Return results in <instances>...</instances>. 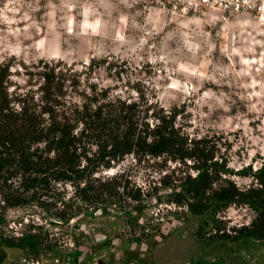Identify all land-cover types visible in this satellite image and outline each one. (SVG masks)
I'll return each instance as SVG.
<instances>
[{
	"label": "clouds",
	"instance_id": "1",
	"mask_svg": "<svg viewBox=\"0 0 264 264\" xmlns=\"http://www.w3.org/2000/svg\"><path fill=\"white\" fill-rule=\"evenodd\" d=\"M5 65L9 74L4 83L9 98L13 94L25 97L31 92L43 106L41 97L45 93L38 90L46 79L33 75L29 85L26 71L41 74L54 69L57 78L60 73L66 74V94L56 98L69 106V115L71 105L83 112L85 104L94 111L119 101L125 106L135 104L142 121L138 127L146 123L151 130L162 123L153 113L169 120L175 115L171 130H177L181 138L187 137L189 149L193 140L207 138L219 149L214 161L223 163L221 155L227 154L228 169L241 172L249 165L252 173L264 169V0H0V68ZM73 77L79 81L75 91ZM105 91L107 96L102 98ZM93 96L97 98L94 103L89 99ZM11 107L20 112L24 105L12 103ZM56 111L66 109L56 107ZM43 118L51 124L48 113ZM84 128V122H79L72 135L78 137ZM152 141L153 137L147 136L146 142ZM46 143H38L32 150L43 149ZM86 146L91 149L89 157L98 150L96 144ZM49 155L54 158L56 153ZM146 159L151 161V156ZM111 163L114 166L107 169L101 164L92 179L106 182L123 173L129 164L134 166L136 159L130 153L122 164ZM168 163L169 169L162 175L181 167L179 159ZM186 163L192 165L195 161L186 159ZM86 167L87 161L81 157L79 168ZM138 173L129 180L143 194L150 190L149 183L142 168ZM190 175L195 179L200 172L191 171ZM253 176L243 180L237 175L225 178L235 181L239 188L241 184H251ZM152 179L158 184L160 176L153 173ZM87 183V179L82 180L80 188L87 187ZM255 186L264 187L259 180ZM57 189H66L65 201L77 191L70 182L63 188L57 184ZM117 191L123 193L124 188ZM127 200L134 203L131 197ZM151 203L156 204L155 197ZM32 207L41 212L35 205ZM165 208L177 210L175 204L160 205L147 215L155 216ZM30 211H8L7 218L13 221L8 227L15 230L14 236L21 237V229L30 221L59 234V228H50L47 221ZM183 211L187 212V206ZM248 212L247 204L237 208L233 203L223 214L216 213V219L225 221L229 234L236 235L231 232L233 228L251 226L253 217ZM19 217H23L21 224L15 222ZM82 217L83 214L70 223ZM138 223L144 224L145 219L141 217ZM79 230L88 233L84 225ZM215 231L213 228V234ZM105 239L95 237L97 243ZM66 247H74V242L69 239ZM136 247L133 243L131 250ZM140 247L146 250L148 245L142 242ZM21 264L30 262L22 260Z\"/></svg>",
	"mask_w": 264,
	"mask_h": 264
},
{
	"label": "trees",
	"instance_id": "2",
	"mask_svg": "<svg viewBox=\"0 0 264 264\" xmlns=\"http://www.w3.org/2000/svg\"><path fill=\"white\" fill-rule=\"evenodd\" d=\"M8 74L7 65L0 68V264L6 260L7 250L17 249L35 254L44 247L40 233L25 232L21 237H16L5 232L7 209L34 201L45 212L54 211L52 216L55 218L66 219L71 215L70 200L61 201L62 209H56L57 199L49 201L48 192L55 189L57 184L69 182L81 193L83 204L87 207L93 205L94 209L101 208L104 212L111 206H119L123 212H128L130 207L131 211H139L143 202L153 197L156 202L161 203L163 199L166 204H175L180 210L173 213L174 218L195 220L193 235L204 244L264 243V187L255 186L257 180L264 185V169L258 173L251 171L250 175H254L252 183L238 188L231 179L225 178L231 174L226 167V157L221 155L223 163L214 161L219 151L209 144L210 140H193V146L189 149L187 137L181 138L177 130H171L175 115L169 120L160 113H153L162 121L155 130H151L146 123L139 128L138 124L142 121L136 105L125 106L119 101V106L109 102L94 111L89 104H85L83 112L71 105L72 115H69V106L56 98L61 97L62 85L56 81L54 69L39 74L46 79V84L38 90L45 93L41 97L43 106L34 100L31 92L25 97L13 94L9 98L4 83ZM8 83L10 85L11 82ZM92 87L95 90V85ZM101 95L106 98L107 91ZM89 99L94 103L97 98L93 96ZM12 103H22V111L16 112L11 107ZM56 107H64L66 111L57 112ZM45 113L49 114L50 125L43 118ZM81 121L85 124L84 130L78 137L73 136L72 132ZM149 135L153 137L151 144L146 142ZM45 141V148L32 150L34 145ZM87 144L98 146L91 157L87 154L91 151ZM53 151L56 153L54 158L49 155ZM130 153H134L137 160L147 156L153 159L163 156V166L169 160L175 163L179 159L181 167H184L183 175L170 180L172 174L181 171L180 167L173 169L172 174L164 175L158 185L143 194L136 187L128 190V182L122 180L121 176L106 182L92 179V173L98 171L101 164L106 169L113 167L111 161L116 164ZM81 157L87 161L84 169L79 168ZM186 159L195 163L188 165ZM189 170L198 171L200 175L194 179ZM85 179L88 181L87 187L80 188V182ZM119 187L124 188L123 193L117 191ZM169 188L172 189L170 193L167 191ZM127 197H131L134 203L130 204ZM233 203L247 204L255 214L251 226L231 230L236 235L229 234L226 223L216 219V213L223 212ZM185 206L187 212L183 211Z\"/></svg>",
	"mask_w": 264,
	"mask_h": 264
},
{
	"label": "rangeland",
	"instance_id": "3",
	"mask_svg": "<svg viewBox=\"0 0 264 264\" xmlns=\"http://www.w3.org/2000/svg\"><path fill=\"white\" fill-rule=\"evenodd\" d=\"M40 63H43V61H40ZM89 67L91 68V65ZM26 74L30 77L29 85L32 84L31 77L39 75L28 73L27 71ZM55 76L57 78V74ZM65 77L66 74L60 73L59 78L56 79L62 85L61 97L66 94L63 91ZM78 83L79 81L73 77V91H75ZM213 139L218 140L220 138L214 137ZM209 144L213 145L216 151H219L211 140ZM228 148L230 149L231 145H228ZM216 154L219 153L216 152ZM223 155L224 157L227 156L226 153ZM124 159L125 157L116 165L122 164ZM168 162L163 166V160L151 158L150 161L143 157L140 160L136 159L134 166L129 164L126 170L117 176H121L122 180L128 182V190H134L135 185L132 184L129 177L138 175V170L142 168L151 190L152 187L159 184L152 179V174L155 173L162 178L164 176L162 173L169 169ZM183 168V166L180 167L181 171H177L174 174L170 173L171 171L168 172L167 175H173L170 180L183 175L181 173ZM229 170L231 174L228 176L237 175L241 180L248 178L252 171L251 165L241 172ZM188 172L190 173L191 171L189 170ZM233 182L236 183L235 181ZM59 185L61 188L64 186V184ZM240 186L248 185L241 184ZM48 193V200L54 201L57 199L56 209H62L60 204L61 201H64L66 189L60 191L55 185V189H51ZM124 198H126L125 195ZM77 199H81V193L76 191L75 195L69 199L70 201L67 200L71 205V215L63 220L52 216L54 211L45 212L34 201L24 206L8 208L4 224V230L8 235H13L15 231L8 227L13 222L7 218L8 211L20 210L23 212L24 209L31 210V215H39L42 221H47L50 228H59L60 232L54 235L43 224L37 225L30 221L21 231L23 233H40L43 237V249L35 254L17 249L7 250L6 260L2 264H21L22 260L30 262V264H44V261H48L49 264H264V243L262 242H249L239 245L224 244L222 242L204 244L193 235V229L196 225L195 220L182 221L174 218L173 213L179 211V208L176 207L177 210L165 208L163 211H158L155 216L147 215L153 208H159L160 205H172L166 204L163 199L161 203L156 202L153 205L151 203L153 198H150L149 201L145 200L143 202L141 210L131 211L130 207L127 210L128 212H123L124 210L119 209V206H111L107 208V212H104L101 208L94 209L93 205L87 207L81 200L80 204H78ZM33 205L39 208L41 212H37L32 207ZM241 206L243 205H236L237 208ZM227 209L221 214L226 212ZM97 211L101 212L100 216L95 215ZM81 214H83V217L80 220L75 224L70 223L72 219L81 216ZM248 215L253 218L255 216L251 209H249ZM141 217L145 219L144 224L138 223ZM15 222L21 224L23 217L17 218ZM81 225L88 229L87 234L79 230ZM96 236H105L107 239L97 243L95 241ZM156 237H160V239H156ZM69 239L74 242V247L72 248L66 247ZM114 240L119 241V243H113ZM142 242L147 243L148 247L146 250L141 249L140 245ZM133 243L137 246L135 250H131ZM47 247H52V249Z\"/></svg>",
	"mask_w": 264,
	"mask_h": 264
}]
</instances>
